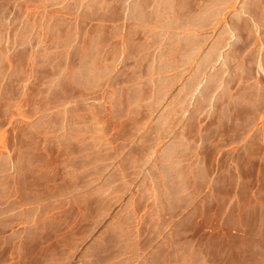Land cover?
Returning <instances> with one entry per match:
<instances>
[{"label": "rangeland", "instance_id": "rangeland-1", "mask_svg": "<svg viewBox=\"0 0 264 264\" xmlns=\"http://www.w3.org/2000/svg\"><path fill=\"white\" fill-rule=\"evenodd\" d=\"M263 2L0 0V99L29 105L0 106V117L33 118L34 136L21 134L26 143L39 145L43 132H51L45 144L56 170L74 168L78 149L90 145L82 134L93 131L126 134L140 125L149 150L163 147V154L148 156L149 171L159 166L157 191L150 185L146 192L132 189L136 198L141 192L163 197L159 228L125 220L135 247H251L256 238L264 244V35L252 23ZM235 20L238 29L229 26ZM109 77L115 82L106 83ZM135 88L141 92L121 90ZM149 93L163 105L128 109L92 102ZM177 178L175 221L177 203L166 199ZM29 190L52 199L51 215L67 211L69 232L93 237L98 231L93 217L99 204L85 197L91 189ZM61 195L67 197L60 205ZM130 206L138 215L139 204ZM110 221L101 220L99 229ZM115 240L124 237L117 232ZM48 254L57 264L59 247ZM94 255L85 250L83 263Z\"/></svg>", "mask_w": 264, "mask_h": 264}, {"label": "crops", "instance_id": "crops-1", "mask_svg": "<svg viewBox=\"0 0 264 264\" xmlns=\"http://www.w3.org/2000/svg\"><path fill=\"white\" fill-rule=\"evenodd\" d=\"M252 23L264 35V2L259 4L258 15H253ZM229 26L238 29V21H230ZM117 72L122 74L124 70ZM113 74L109 72L108 75ZM114 82L110 77L106 81L108 84ZM121 90L127 96L131 92H141L139 88ZM162 95L163 92L160 98ZM157 100V96L149 93L143 99H94L92 102L97 107L136 109L162 106ZM0 106L19 108L29 105H23L20 100L0 99ZM129 117L124 116L120 121ZM40 120L45 122L46 118ZM137 122L140 124V119ZM35 123L33 118L21 121L14 115L0 117V264H51L52 258L48 254L51 247H59L57 264H69V261L76 264H264V244L258 238L251 247H135L128 243L131 225L125 220L138 218L146 220L147 225L150 223V228H159L163 197L141 192L136 198L131 193L132 189H145L146 192L149 185L157 191L159 166L153 164L149 171L148 156L163 154V147L160 152L157 147L149 150L140 125L136 131L126 134L93 131L82 134L81 139L90 145L78 149L74 168L66 166L56 170L50 168L51 154L45 144L52 136L51 132H43L39 145L34 141L26 143L21 137L23 133H27L29 139L30 135L34 136L30 129ZM71 161L65 160L67 164ZM50 172L55 174L53 179ZM68 186L91 189L85 197L90 196L88 199L99 204V213L93 217L98 231L93 237L92 233L69 232L67 211L60 210L53 216L48 212L52 199L36 198L35 190H31L32 195L29 193V189L38 187ZM21 187L27 191L21 192ZM180 187L177 178L172 182L173 193L166 199L177 203L175 221L179 220ZM66 197H59L60 205ZM131 204H139L138 215L130 211ZM107 218L112 221L100 230V221ZM117 220L122 222L117 223ZM117 232L124 237L119 243L115 240ZM90 237L91 243L85 246L88 248H82ZM68 247H71L70 256ZM85 250L97 252V255L83 263Z\"/></svg>", "mask_w": 264, "mask_h": 264}]
</instances>
